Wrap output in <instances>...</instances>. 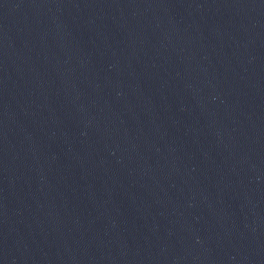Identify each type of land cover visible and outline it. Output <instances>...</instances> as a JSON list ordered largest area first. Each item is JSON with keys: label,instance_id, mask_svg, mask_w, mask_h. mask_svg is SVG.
Returning a JSON list of instances; mask_svg holds the SVG:
<instances>
[{"label": "water", "instance_id": "obj_1", "mask_svg": "<svg viewBox=\"0 0 264 264\" xmlns=\"http://www.w3.org/2000/svg\"><path fill=\"white\" fill-rule=\"evenodd\" d=\"M0 264H264V0H0Z\"/></svg>", "mask_w": 264, "mask_h": 264}]
</instances>
